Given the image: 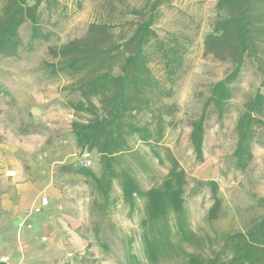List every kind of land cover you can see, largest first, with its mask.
<instances>
[{
	"label": "rangeland",
	"instance_id": "374dc122",
	"mask_svg": "<svg viewBox=\"0 0 264 264\" xmlns=\"http://www.w3.org/2000/svg\"><path fill=\"white\" fill-rule=\"evenodd\" d=\"M39 8V21L33 33L29 21L19 29L21 45L14 55L0 54V193L12 190L16 180L32 181L49 177L62 195V210L78 230L80 245L71 247L81 264H127L130 252L140 264L145 260L139 222L143 202L137 200L131 214L114 184L110 200L103 201L77 169L86 168L99 175L96 155L84 159L76 149L71 123L76 116L68 107L76 100L70 92V79L59 71L51 50L85 36L93 23L112 26L115 37L130 32L125 22L133 20L132 0H49ZM218 0H165L159 9L154 30L160 39L174 37L184 48L182 67L170 98L163 100L165 146L186 176L184 206L189 216L193 242L178 244L155 264H179L186 255L211 258L222 251L225 238L246 230L264 215V108L263 124L254 131L251 159L243 168L233 155L237 144L236 125L244 104L256 91L264 95V78L252 60L246 59L238 77L231 83V98L219 117L209 105L204 116L203 160L199 162L190 144L191 123L203 113L211 88L230 69L228 60H219L204 47L216 20ZM114 8V11L111 10ZM155 53L150 66L164 82L161 62ZM149 163L147 173L136 169L143 190L159 184L167 173L165 162H150L149 150L137 147ZM129 160L125 165H131ZM217 185L220 205L212 216L213 196L208 185ZM75 217V218H74ZM66 254V253H65ZM222 257L227 259L230 250ZM65 255L61 258L63 261ZM264 264V259H263Z\"/></svg>",
	"mask_w": 264,
	"mask_h": 264
},
{
	"label": "trees",
	"instance_id": "16d2710c",
	"mask_svg": "<svg viewBox=\"0 0 264 264\" xmlns=\"http://www.w3.org/2000/svg\"><path fill=\"white\" fill-rule=\"evenodd\" d=\"M121 2L125 0H119ZM139 3L130 9L133 20L125 22L129 34L118 37L112 26L93 23L84 37L51 50L58 59V69L70 79V92L76 100L67 105L76 116L71 123L75 147L82 154L96 155L100 174L82 166L78 174L87 179L107 208L114 202L110 194L114 184L120 190L123 204L133 213L137 200L143 202L139 222L145 260L155 264L173 240L178 244L193 242L189 216L184 206L187 185L185 173L161 141L164 138L163 100L171 97L176 76L182 67L184 48L177 39H160L154 26L165 0H132ZM49 0H0V54L14 55L21 45L19 29L29 21L33 33L39 21V8ZM114 11V8H111ZM216 20L204 47L219 60H228L227 75L213 85L200 117L191 123L190 144L196 159L203 160L204 116L211 105L221 117L231 98L230 85L238 77L246 59L253 61L264 78V0H218ZM155 53L161 62L164 82L150 66ZM1 91V90H0ZM264 95L256 91L244 104L237 121V144L234 157L243 168L251 159L254 131L262 122ZM149 150L150 162L168 165L159 184L143 190L136 169L147 173L149 163L137 147ZM129 160L131 165H123ZM135 167V168H134ZM216 212L220 201L217 185L209 182ZM230 250L227 259L222 257ZM127 264H140L130 252ZM264 215L246 230L224 240L222 251L211 258L188 254L179 264H263Z\"/></svg>",
	"mask_w": 264,
	"mask_h": 264
},
{
	"label": "crops",
	"instance_id": "0c3cea01",
	"mask_svg": "<svg viewBox=\"0 0 264 264\" xmlns=\"http://www.w3.org/2000/svg\"><path fill=\"white\" fill-rule=\"evenodd\" d=\"M16 181L0 193V264H61L80 245L62 195L49 177Z\"/></svg>",
	"mask_w": 264,
	"mask_h": 264
},
{
	"label": "built area",
	"instance_id": "2783aa9c",
	"mask_svg": "<svg viewBox=\"0 0 264 264\" xmlns=\"http://www.w3.org/2000/svg\"><path fill=\"white\" fill-rule=\"evenodd\" d=\"M83 157H84V159L88 160V158H90V155L89 154H83ZM83 166L87 167L88 163H85ZM46 204H47L46 200L42 201V205H46ZM81 257H82V254H79L77 256L75 253L68 251L65 254V257H64L63 261L61 262V264H81L80 263Z\"/></svg>",
	"mask_w": 264,
	"mask_h": 264
}]
</instances>
